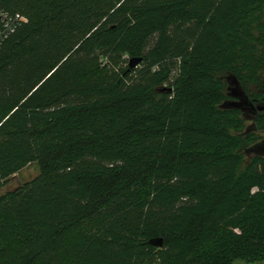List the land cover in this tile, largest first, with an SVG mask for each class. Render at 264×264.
<instances>
[{
  "label": "trees",
  "instance_id": "16d2710c",
  "mask_svg": "<svg viewBox=\"0 0 264 264\" xmlns=\"http://www.w3.org/2000/svg\"><path fill=\"white\" fill-rule=\"evenodd\" d=\"M0 11V264H264V0Z\"/></svg>",
  "mask_w": 264,
  "mask_h": 264
},
{
  "label": "water",
  "instance_id": "95a60500",
  "mask_svg": "<svg viewBox=\"0 0 264 264\" xmlns=\"http://www.w3.org/2000/svg\"><path fill=\"white\" fill-rule=\"evenodd\" d=\"M140 62H141V59L133 58L129 62V67L135 68L139 65ZM230 83L232 86H234L232 97L240 100L245 106L250 108V110L253 113H257L258 110H256L254 105L240 91V89L237 86L238 85L237 82L234 79L233 80L230 79ZM234 106H237V104L235 102L227 101L226 103L223 104L222 107L229 108V107H234ZM261 110H263V109H261ZM252 154L264 157V143L262 145H256L254 148H252L251 150L248 151V155H252ZM151 244L156 246V247L162 248L163 247V240L162 239H155L151 242Z\"/></svg>",
  "mask_w": 264,
  "mask_h": 264
},
{
  "label": "rangeland",
  "instance_id": "374dc122",
  "mask_svg": "<svg viewBox=\"0 0 264 264\" xmlns=\"http://www.w3.org/2000/svg\"><path fill=\"white\" fill-rule=\"evenodd\" d=\"M252 121L247 122L246 127L251 126ZM264 135V134H262ZM41 170V165L39 162H35L26 166L23 170L18 172L11 180V182L2 190V193L8 190H14L17 187L21 186L25 182L30 181L35 176L39 174Z\"/></svg>",
  "mask_w": 264,
  "mask_h": 264
},
{
  "label": "built area",
  "instance_id": "2783aa9c",
  "mask_svg": "<svg viewBox=\"0 0 264 264\" xmlns=\"http://www.w3.org/2000/svg\"><path fill=\"white\" fill-rule=\"evenodd\" d=\"M25 19L19 15H11L0 11V50L6 39L12 35Z\"/></svg>",
  "mask_w": 264,
  "mask_h": 264
},
{
  "label": "flooded vegetation",
  "instance_id": "af4514ba",
  "mask_svg": "<svg viewBox=\"0 0 264 264\" xmlns=\"http://www.w3.org/2000/svg\"><path fill=\"white\" fill-rule=\"evenodd\" d=\"M234 100L236 101V102H238V101H240V100H238V99H236V98H234ZM249 100V99H248ZM233 101V100H232ZM240 103H242L241 101H240ZM243 104V103H242ZM247 107V106H246ZM255 107V106H254ZM248 108V107H247ZM256 108V107H255ZM249 109V111L251 112V113H253L251 110H250V108H248ZM261 109H263V110H261ZM256 110H258V112H264V107H258V108H256ZM254 114V113H253ZM264 143V139L258 144V145H262Z\"/></svg>",
  "mask_w": 264,
  "mask_h": 264
}]
</instances>
